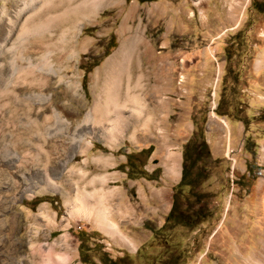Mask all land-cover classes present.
<instances>
[{"label": "rangeland", "instance_id": "obj_1", "mask_svg": "<svg viewBox=\"0 0 264 264\" xmlns=\"http://www.w3.org/2000/svg\"><path fill=\"white\" fill-rule=\"evenodd\" d=\"M77 23L75 45H85L64 79L51 75L50 87L40 88L43 78L23 71L16 98L0 89V264H81L78 233L91 249L99 242L111 258L120 257L121 243L105 244L86 215L95 214L102 227L105 213L123 233L126 216L148 218L144 198L153 210V188L171 196L174 184L161 171L171 155L178 160L196 127L205 131V113V137L218 163L206 166L209 179L196 192L211 196L212 218L192 231L174 230L171 246L136 264H264V13L253 10L252 0H111ZM120 43L134 49L131 83L140 76L142 87L134 84L131 95L144 97L148 109L137 126L102 141L99 125L85 117L97 94L95 75ZM73 46L72 40L68 54ZM73 74L79 87L65 97ZM218 103L228 119L245 121L243 132L236 125L230 133L215 118ZM149 147L139 161L157 181L151 187L152 180H130L118 170L126 155Z\"/></svg>", "mask_w": 264, "mask_h": 264}, {"label": "bare ground", "instance_id": "obj_2", "mask_svg": "<svg viewBox=\"0 0 264 264\" xmlns=\"http://www.w3.org/2000/svg\"><path fill=\"white\" fill-rule=\"evenodd\" d=\"M4 1L0 7V22L4 26L0 29V61H4V65L0 63V69L2 68L0 89L3 96L14 98L22 89V85L19 86L16 81L23 71L32 78H43L40 88L50 87L51 75L64 79L66 70L71 68L70 60L73 54L78 49L82 50L85 45V42L75 45L74 40L80 33L77 22L98 15L99 11L111 2V0ZM9 8L12 10L7 12ZM72 40L74 46L68 54ZM126 44H119L112 57L106 61L94 78L93 89L97 94L86 114L85 122H91L92 126L99 125L102 136L98 139L102 141H112L115 133L137 126L141 120L137 118L138 114H141L144 108L148 109L144 97L139 94L131 95L135 89L134 84L139 88L142 86L139 83L140 76L136 77L133 84L131 83L136 68L129 67L134 49L131 50V46ZM61 73L65 75L62 76ZM124 77L126 83L122 85ZM156 82L155 92L158 93L161 86L157 74ZM12 85L11 92L7 91ZM26 86L30 89L31 85ZM78 87L79 84L74 80L73 74L67 81L64 96L67 97ZM37 96L35 97L38 98ZM128 108L131 114H126L125 110ZM59 122L66 125L63 120ZM48 130L47 126L46 131Z\"/></svg>", "mask_w": 264, "mask_h": 264}, {"label": "trees", "instance_id": "obj_3", "mask_svg": "<svg viewBox=\"0 0 264 264\" xmlns=\"http://www.w3.org/2000/svg\"><path fill=\"white\" fill-rule=\"evenodd\" d=\"M153 1V0H151ZM143 3V1H142ZM252 8L258 13H264V1L252 0ZM222 103H218L215 108L217 116H229L220 111ZM231 117V116H230ZM235 121L242 122L245 127L246 123L242 118H232ZM199 130V131H198ZM209 146L206 142L204 130L196 127L191 134L190 139L183 145L181 153V175L179 182L172 187V202L168 214L165 216L163 224L158 228H150L151 239L141 246L134 255L123 253L118 258H111L103 250V245L98 243L93 244L91 249L87 245V240L83 238L82 233L76 236L79 243L78 256L81 264H136L138 261L145 262L149 259V255L153 250L159 247L168 248L171 246L169 234L176 229L192 231L197 226L207 222L212 218V211L208 208L206 200L211 196L198 193L196 190L209 179V171H206V166L210 163H218V160L213 159ZM152 152L149 147L140 150L136 154H128L125 157V162L118 167L120 171H126L127 179L135 180L144 178L146 180H154L155 178L147 175L144 170V162L139 161L141 157L147 159ZM139 161V162H138ZM242 175L238 181H241ZM45 201V200H42ZM41 200L36 203L42 202ZM97 235L98 233H94ZM99 235V234H98ZM87 237V236H86ZM88 238H90L88 236ZM86 242V243H85ZM97 253L96 261L93 253ZM165 252L167 250L165 249ZM150 261V260H149ZM148 261V262H149ZM157 264H166L158 262Z\"/></svg>", "mask_w": 264, "mask_h": 264}, {"label": "crops", "instance_id": "obj_4", "mask_svg": "<svg viewBox=\"0 0 264 264\" xmlns=\"http://www.w3.org/2000/svg\"><path fill=\"white\" fill-rule=\"evenodd\" d=\"M205 117H206V123H205V131L204 132H205V136H206L207 135L206 126H207V122H208L207 113H205ZM215 118H217V119L223 118L224 121L231 128L230 133L234 131L233 128L236 125H239L242 128V132L244 131V126H243L242 122H240V121L230 120L225 116L220 117V116H217L216 114H215ZM192 127H193V125H192ZM192 131H193V129H192ZM192 131H191V133H192ZM205 138H206V142L209 146L207 137H205ZM209 148H210V146H209ZM210 150H211V148H210ZM170 161L172 162V164H169ZM170 161L168 162V166L164 170L161 171L162 172V178L164 181H168L170 183L172 182L175 186L179 182L180 175H181V152L178 156V160H176V158H174L171 155ZM124 162H125V160H124ZM151 171L153 172V171H155V169L151 170ZM158 180H159V178H158ZM148 182H150L149 187L152 186L151 183H153V182L157 183L156 180H152V181H148ZM169 191H170V189H169ZM171 202H172V188H171V196L169 195V193L167 191H165L164 188L162 190H159V191H156L153 188L151 191V194L149 196V203L154 204V206L157 205L158 208H155L153 210L146 208V199L144 198V202L142 205L145 207L144 210L149 211V215H147V217L148 216L149 217L141 221V220L136 219L135 216L133 218V215L126 216V217H129L130 220L125 223V225L129 226L124 230L125 233H123L120 229H117V227L115 225H113L107 219V214L105 215V213H104L105 220H102V223H103L102 227L103 228L100 226L101 225L99 223L100 221H97V219H99V218H96L95 214L93 215L91 213V214H89L90 216H88V215H86V216H87V218L93 217L92 218L93 219V227H94L93 230L96 233H98L100 235V237H102V241L105 244H114V243L119 244V243H121V246L124 247V253L131 255V254H135L141 246L146 244L151 239V232L148 229L153 227L152 226L153 221L155 222V227H157V228L163 224L164 218L168 214V212L171 208ZM143 212H145V211H143ZM144 217H146V216H144ZM125 238H127V240L129 242L126 241Z\"/></svg>", "mask_w": 264, "mask_h": 264}]
</instances>
